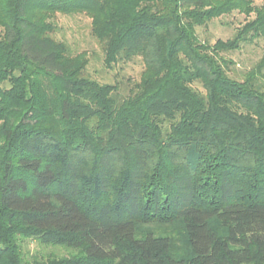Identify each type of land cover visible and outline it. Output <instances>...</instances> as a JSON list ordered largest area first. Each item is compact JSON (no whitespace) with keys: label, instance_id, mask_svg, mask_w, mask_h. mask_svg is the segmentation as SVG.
<instances>
[{"label":"trees","instance_id":"trees-1","mask_svg":"<svg viewBox=\"0 0 264 264\" xmlns=\"http://www.w3.org/2000/svg\"><path fill=\"white\" fill-rule=\"evenodd\" d=\"M76 13L139 80L88 75L55 36ZM260 38L264 0H0V264H264V53L223 56Z\"/></svg>","mask_w":264,"mask_h":264},{"label":"rangeland","instance_id":"rangeland-1","mask_svg":"<svg viewBox=\"0 0 264 264\" xmlns=\"http://www.w3.org/2000/svg\"><path fill=\"white\" fill-rule=\"evenodd\" d=\"M258 5L263 1H257ZM255 15L247 16L244 13L234 11L233 13L221 16L209 21L205 25L197 26L196 33L200 40L207 41L213 45L217 40L232 38L237 28ZM91 18L83 13L57 14L55 23L57 31L55 36L65 40L73 52H85L88 57L87 73L100 83H123L126 89L127 83L139 80L143 70V63L137 59L132 62H119L108 69L104 64V54L97 39L91 33ZM264 53V38L256 39L251 43L242 44L241 48L223 53L227 60L233 61L229 68L231 76L243 79L247 71L252 69ZM29 254L54 253L66 255L64 248L39 245L31 241L25 246ZM28 254V255H29Z\"/></svg>","mask_w":264,"mask_h":264}]
</instances>
